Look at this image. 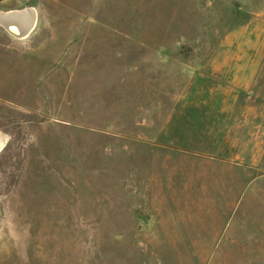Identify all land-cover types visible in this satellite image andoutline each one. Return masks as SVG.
I'll return each mask as SVG.
<instances>
[{
  "label": "rangeland",
  "instance_id": "obj_1",
  "mask_svg": "<svg viewBox=\"0 0 264 264\" xmlns=\"http://www.w3.org/2000/svg\"><path fill=\"white\" fill-rule=\"evenodd\" d=\"M0 1V264H264V0Z\"/></svg>",
  "mask_w": 264,
  "mask_h": 264
},
{
  "label": "crops",
  "instance_id": "obj_2",
  "mask_svg": "<svg viewBox=\"0 0 264 264\" xmlns=\"http://www.w3.org/2000/svg\"><path fill=\"white\" fill-rule=\"evenodd\" d=\"M29 7H32V5L20 10L11 7L3 9V3L0 1V34L4 28L6 29L7 25L15 23L17 17H22V23H24V25H20L19 27V34L28 33L33 28L36 19V14H33Z\"/></svg>",
  "mask_w": 264,
  "mask_h": 264
},
{
  "label": "bare ground",
  "instance_id": "obj_3",
  "mask_svg": "<svg viewBox=\"0 0 264 264\" xmlns=\"http://www.w3.org/2000/svg\"><path fill=\"white\" fill-rule=\"evenodd\" d=\"M23 21V18H16L15 24L13 26L9 25V29L12 33L18 35L19 34V27L21 25V22ZM17 22V23H16Z\"/></svg>",
  "mask_w": 264,
  "mask_h": 264
}]
</instances>
